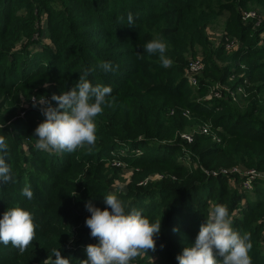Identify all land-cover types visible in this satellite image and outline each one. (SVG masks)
<instances>
[{
    "label": "trees",
    "instance_id": "16d2710c",
    "mask_svg": "<svg viewBox=\"0 0 264 264\" xmlns=\"http://www.w3.org/2000/svg\"><path fill=\"white\" fill-rule=\"evenodd\" d=\"M250 12L255 17L242 21ZM225 14L234 50L226 33L217 46L207 33ZM156 36L167 45V68L143 51ZM196 54L204 70L191 86L186 70ZM101 60L118 68H97L89 79L111 86L116 100L95 118L92 151L37 150L33 133L45 117L31 99L71 89ZM187 111L199 131L191 142L181 137ZM0 125L14 176L0 184V218L19 206L36 225L23 255L0 243V264H43L55 259L53 248L70 264L87 259L86 246L98 241L85 226V205L106 207L122 174L111 165L117 160L141 171L115 195L150 222L162 217L156 250L133 263L178 264L208 212L223 204L234 230L251 234L252 264H264V0H0ZM248 170L258 175L250 189ZM155 171L159 181L139 185ZM25 185L31 200L21 194Z\"/></svg>",
    "mask_w": 264,
    "mask_h": 264
},
{
    "label": "clouds",
    "instance_id": "9594fccd",
    "mask_svg": "<svg viewBox=\"0 0 264 264\" xmlns=\"http://www.w3.org/2000/svg\"><path fill=\"white\" fill-rule=\"evenodd\" d=\"M127 22L129 26L134 23L131 12L128 13ZM143 51L149 56L158 55L162 67L167 68L172 64L166 55L167 45L160 36L147 42ZM136 55L138 59H143L140 52ZM97 68L109 73L118 66H113L111 61L101 60L95 67H84L71 89L59 95L53 93L50 99L43 96L31 99L32 106H39V111L45 117L33 133L37 150L50 154L75 153L78 149L92 151L96 144L95 118L103 113L105 106L113 107L116 100L112 96L111 86L93 85L90 81L89 77ZM53 101L56 106H53ZM7 157L8 144L5 137L0 135V184L14 182ZM21 194L28 200L34 196L29 185H25ZM104 203V209L91 202L85 205L90 213L85 219V226L98 243L86 246L87 259L81 260L80 264H131L137 257L148 254L149 250H156L162 217L150 222L141 210L129 208L112 193L105 196ZM173 231H178V228ZM35 236L36 225L31 213L19 206L7 208L0 218V243L4 246L11 244L23 255ZM250 237V233L241 235L234 230L227 206L216 204L208 212L206 222L200 225L194 243L185 246L176 260L178 264H252L249 252L253 245ZM52 254L55 259L50 255L43 264H70L59 249L53 248Z\"/></svg>",
    "mask_w": 264,
    "mask_h": 264
},
{
    "label": "rangeland",
    "instance_id": "374dc122",
    "mask_svg": "<svg viewBox=\"0 0 264 264\" xmlns=\"http://www.w3.org/2000/svg\"><path fill=\"white\" fill-rule=\"evenodd\" d=\"M256 12L257 14V11H254ZM260 12V11H259ZM229 16L228 15H224L220 20H219V23L217 24V26L211 30H208L207 33H208V36L209 38L213 41V44L214 46H217L220 44L221 42V39H222V35L225 34L226 38H225V41L226 43H231V42H234L235 43V46L233 48V50L235 48H237V46L239 45V42L236 41L235 39V36H233V32H229L226 30V28H224V26L227 27V23L229 21ZM257 19V18H255ZM248 20V19H247ZM254 20V19H253ZM242 21H245L246 20H243ZM232 38H235V39H232ZM235 40V41H234ZM232 50V49H231ZM201 59L202 62H203V58L200 54H196L194 57H191V59ZM204 64V63H203ZM211 95H208L207 97L210 98ZM51 97V96H50ZM50 97H47V99H50ZM185 119H188V122L184 131L181 132V137L183 135H186V134H198L199 131L196 130V127H194V124H193V120L191 119L190 116H184ZM192 120V121H191ZM203 124V123H202ZM205 127V125H203ZM201 128V126H200ZM200 130V129H199ZM209 131V130H208ZM207 134V133H206ZM183 138V137H182ZM118 162H120V164H122V174L119 178V180H116L115 184H114V188L111 190L110 193L112 194H115V192L117 191L116 189H120V188H124L130 181L131 179V176H134L135 174L139 173L141 170L139 168H136L135 166H127L125 165V163H123L122 161L118 160ZM128 164V163H127ZM159 170V169H157ZM161 176L159 172H152V173H149L142 181H140L141 183H144V182H147V183H153V182H156V181H159L157 180L158 177ZM155 180V181H154ZM139 182V183H140ZM155 257V256H154Z\"/></svg>",
    "mask_w": 264,
    "mask_h": 264
},
{
    "label": "built area",
    "instance_id": "2783aa9c",
    "mask_svg": "<svg viewBox=\"0 0 264 264\" xmlns=\"http://www.w3.org/2000/svg\"><path fill=\"white\" fill-rule=\"evenodd\" d=\"M255 17V13L254 12H250V13H244L243 14V20H247V19H252ZM235 46L234 42L228 43L226 45V49L227 50H231L233 49ZM204 70V64L202 62L201 59H190L187 70H186V74L189 78V84L191 86H196L197 85V77H199ZM213 97H220L219 93L215 92L212 95ZM210 96V97H212ZM183 116H188V111L183 113ZM202 133L206 134L208 133V128L204 127L201 130ZM183 139H185L187 142H191L192 141V135L191 134H186L182 136ZM112 166L118 167V168H122V164H120V162L117 161H113L111 163ZM244 175L248 177V181L244 184V186L248 189L251 188L252 186V181L254 179V177H258V175H256V173L253 170H248L244 172ZM162 177L159 176L157 180H160ZM155 181V180H154ZM150 183V182H149ZM146 184H148L147 182L144 183H139V185L145 186ZM131 264H135L133 262H131Z\"/></svg>",
    "mask_w": 264,
    "mask_h": 264
}]
</instances>
